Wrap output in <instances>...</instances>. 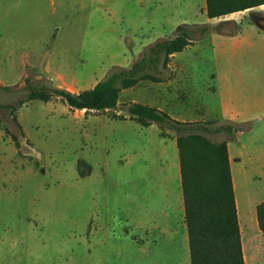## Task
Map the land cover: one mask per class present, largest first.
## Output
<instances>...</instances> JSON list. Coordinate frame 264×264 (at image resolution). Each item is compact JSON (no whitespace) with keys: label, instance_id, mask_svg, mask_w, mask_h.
Here are the masks:
<instances>
[{"label":"rangeland","instance_id":"1","mask_svg":"<svg viewBox=\"0 0 264 264\" xmlns=\"http://www.w3.org/2000/svg\"><path fill=\"white\" fill-rule=\"evenodd\" d=\"M160 2L0 0V85L11 87L0 92V264H190L175 205L177 179L161 184L163 170L178 162L174 135L164 131L166 141L157 125L143 128L123 110L156 104L153 98L165 92L172 98L169 107L158 109L175 120L207 129L227 125L211 95L215 82L209 73L216 66L209 36L171 60V67L187 70V79L167 86L176 76L168 69L164 84L143 81L123 91L116 111H72L56 98L27 101L25 91L29 77L36 85L47 82L78 93L113 66L129 67L146 46L175 34L172 22L152 14ZM204 3L177 0V26L264 16L261 7L209 20ZM218 62V69L226 68L225 57ZM238 63L245 80L256 82L254 63ZM245 95L264 98V90ZM233 125L230 135H205L228 144L236 158L240 215L247 211L254 218L255 206L264 201V116ZM81 160L91 167L84 178L78 174Z\"/></svg>","mask_w":264,"mask_h":264},{"label":"trees","instance_id":"2","mask_svg":"<svg viewBox=\"0 0 264 264\" xmlns=\"http://www.w3.org/2000/svg\"><path fill=\"white\" fill-rule=\"evenodd\" d=\"M204 1L205 14L209 20L264 5V0ZM241 31L242 24L234 20L222 21L216 26L181 24L176 27L171 39H157L146 46L129 67L113 66L91 89L73 93L47 82L33 84L26 77L27 101L47 103L56 98L72 111H116L123 91L133 89L143 81L163 82L164 71L168 70L173 56L191 47L194 42L212 32L235 36ZM10 91L11 87L0 85V92ZM0 108L4 109L1 105ZM123 112L130 121L143 128L157 125L162 138H165L164 131L174 135L190 264H244L228 146L225 141L214 143L205 135L206 132L230 135L234 125L228 123L207 129L199 123L175 120L155 107L138 103L125 106ZM111 117L125 120L124 116L117 114ZM12 121L15 124L17 122L15 117ZM11 138L18 148L17 135L12 133ZM81 167L86 168V171ZM77 168L81 178L91 173V167L82 160ZM256 218L259 231L264 233V201L256 208Z\"/></svg>","mask_w":264,"mask_h":264},{"label":"crops","instance_id":"3","mask_svg":"<svg viewBox=\"0 0 264 264\" xmlns=\"http://www.w3.org/2000/svg\"><path fill=\"white\" fill-rule=\"evenodd\" d=\"M161 2L159 3V6H153L152 14L156 18H160L161 21L163 19L164 21L172 22V26L177 27L176 14L179 15L181 11L180 8L176 6L177 0H161ZM203 7V14L206 15L205 3ZM261 7H264V5L260 6L259 8ZM249 11L251 12L253 10ZM261 13L264 15V11ZM158 14H160V17ZM239 23L242 24V31L235 36H224L213 32L208 35L211 43V59L216 66V68L213 69V71L211 70L209 73L210 79L212 78L211 80L215 82V92L211 93V95L218 102L221 120L231 124L257 121L260 117L264 116V98L253 97L249 99L245 95V92L248 91L254 92L257 90H264V32L259 30L251 21H243ZM221 56L226 58L225 69H218L217 67L219 64L218 60L221 58ZM177 59L178 54L174 55L171 60L175 61ZM246 59H248L249 65L251 62L254 63V66L258 68V78L254 83H249L245 80L246 70L242 66L239 67L238 61H243ZM168 69L176 76L172 81H168L167 86H170L173 81H176L177 84H179L182 80L187 79L186 69H183L180 66L178 68H173L170 66V64ZM153 99L155 100L156 104L147 103L146 105L158 109L160 108L159 104H164L169 107L168 103L172 98L168 97L165 92H162L160 97H155ZM180 121L183 122L184 120ZM163 139L166 141L168 140L167 138ZM171 140L175 141V139ZM175 150L177 152L176 147ZM228 154L235 195L236 187L233 178L232 164L233 162H236V158H234V160L231 158L229 148ZM172 176L173 178L177 179L175 181H177L178 193L176 194L175 205L177 214L180 216L179 224L182 225L186 230L184 224V207L180 185L179 160L178 162H173L172 164L168 165L166 169L163 170L161 184L165 186L166 184H169L171 181L170 178ZM235 202L241 234L244 264H264V233L259 231L256 218V208L260 203L255 206V216L253 218V216L247 213V211L240 215L236 197ZM163 229L166 230V228ZM162 232L163 231H161V234Z\"/></svg>","mask_w":264,"mask_h":264},{"label":"water","instance_id":"4","mask_svg":"<svg viewBox=\"0 0 264 264\" xmlns=\"http://www.w3.org/2000/svg\"><path fill=\"white\" fill-rule=\"evenodd\" d=\"M254 13L251 14V22L261 31L264 32V17L260 15H253Z\"/></svg>","mask_w":264,"mask_h":264},{"label":"flooded vegetation","instance_id":"5","mask_svg":"<svg viewBox=\"0 0 264 264\" xmlns=\"http://www.w3.org/2000/svg\"><path fill=\"white\" fill-rule=\"evenodd\" d=\"M253 15H255V14H253ZM260 16H262V15H260ZM264 17V16H263Z\"/></svg>","mask_w":264,"mask_h":264}]
</instances>
